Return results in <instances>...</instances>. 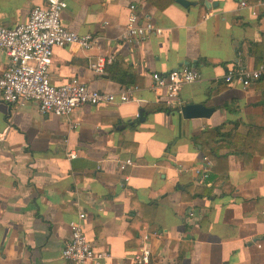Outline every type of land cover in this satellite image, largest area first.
I'll list each match as a JSON object with an SVG mask.
<instances>
[{
    "label": "crops",
    "instance_id": "crops-1",
    "mask_svg": "<svg viewBox=\"0 0 264 264\" xmlns=\"http://www.w3.org/2000/svg\"><path fill=\"white\" fill-rule=\"evenodd\" d=\"M185 1L193 5L68 1L62 24L96 36L98 47L54 48L51 84L76 79L115 95L136 87L129 102L58 118L35 103L8 106L0 94V264H67L61 251L79 214L91 247L107 255L102 264H134L153 230L161 237L150 240V264H264V75L246 89L223 81L229 69L264 63L263 0ZM42 2L0 0V26L26 23ZM130 6L161 34L122 41ZM99 57L111 64L96 75L89 64ZM7 65L0 50V78ZM184 66L200 80L181 89L180 106L213 108L209 118L166 112L152 90L153 73ZM214 130L216 159L204 180L194 169L207 157L194 139Z\"/></svg>",
    "mask_w": 264,
    "mask_h": 264
},
{
    "label": "built area",
    "instance_id": "built-area-1",
    "mask_svg": "<svg viewBox=\"0 0 264 264\" xmlns=\"http://www.w3.org/2000/svg\"><path fill=\"white\" fill-rule=\"evenodd\" d=\"M34 1V0H31ZM70 0H43L34 5L28 21L14 29L0 26V50L8 59V65L0 78L1 100L16 109L27 103H35L43 116L69 117L76 109L83 106L99 104H124L131 100V94L136 87L122 90L118 95L88 89L78 80L73 79L62 86H54L49 78L52 64L53 49L77 46L89 51L98 47L99 39L91 34L79 36L67 30L62 24V15L68 8ZM259 6H264V0ZM242 7L246 4L242 3ZM125 30L121 40L127 44H144L149 36L160 35L161 30L151 22H141L135 14V7L130 6ZM256 16V12L252 13ZM110 59L99 57L89 64L90 69L101 75ZM264 75V63L257 69H229L223 81L230 84L240 83L243 89L250 87ZM152 90L163 99L166 109L178 111L181 114L179 93L184 86L200 80L199 72L192 67H181L164 73H153ZM139 115L136 116V119ZM77 125L73 124L72 129ZM69 159L76 158L75 153L68 154ZM127 159L119 165L124 171L130 166ZM203 169H194V174L200 179H206L211 170V162L203 158ZM194 217V213L189 215ZM84 214H79L76 221L70 222L69 240L61 251V257L67 264H102L107 255L97 253L91 247L83 232ZM161 234L156 231L145 232L142 246L134 257V264H150L152 252L150 240L159 239Z\"/></svg>",
    "mask_w": 264,
    "mask_h": 264
},
{
    "label": "water",
    "instance_id": "water-1",
    "mask_svg": "<svg viewBox=\"0 0 264 264\" xmlns=\"http://www.w3.org/2000/svg\"><path fill=\"white\" fill-rule=\"evenodd\" d=\"M176 3L180 4L183 7H189L193 5L190 2H187L185 0H175ZM181 115L184 119L190 120V119H201V118H209L211 114L214 112L213 108L205 107L203 105H196V104H190V105H185L181 107ZM141 113L139 114L140 117ZM137 120L139 122H143L142 120Z\"/></svg>",
    "mask_w": 264,
    "mask_h": 264
},
{
    "label": "trees",
    "instance_id": "trees-1",
    "mask_svg": "<svg viewBox=\"0 0 264 264\" xmlns=\"http://www.w3.org/2000/svg\"><path fill=\"white\" fill-rule=\"evenodd\" d=\"M164 110L166 112H172L169 109H164ZM217 134H218V130H214L213 132L212 131H209V132L203 133L199 138H195L194 139V143L196 145H201L202 152L204 153V155L211 162H214L215 159H216L215 158L216 155L213 152L212 145L215 142V137H216ZM209 177L210 176L208 175V177L205 180L209 179Z\"/></svg>",
    "mask_w": 264,
    "mask_h": 264
}]
</instances>
